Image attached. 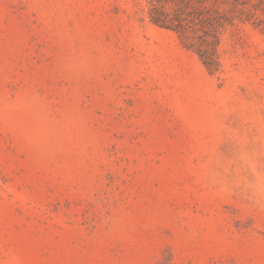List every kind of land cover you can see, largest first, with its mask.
<instances>
[{"label": "rangeland", "instance_id": "374dc122", "mask_svg": "<svg viewBox=\"0 0 264 264\" xmlns=\"http://www.w3.org/2000/svg\"><path fill=\"white\" fill-rule=\"evenodd\" d=\"M149 1L0 0V264H264V0Z\"/></svg>", "mask_w": 264, "mask_h": 264}, {"label": "trees", "instance_id": "16d2710c", "mask_svg": "<svg viewBox=\"0 0 264 264\" xmlns=\"http://www.w3.org/2000/svg\"><path fill=\"white\" fill-rule=\"evenodd\" d=\"M204 0H150L148 18L149 21L159 27L175 31L177 33H185L187 25H204L209 28L208 32L212 41L205 40L203 46L197 49L199 58L209 72L217 69L216 45L218 43L217 28L221 26L220 18L217 17H200L202 16L201 5ZM166 3L172 5L170 10H166ZM186 8L192 9L186 13L187 18H183ZM191 19L188 21V18Z\"/></svg>", "mask_w": 264, "mask_h": 264}]
</instances>
